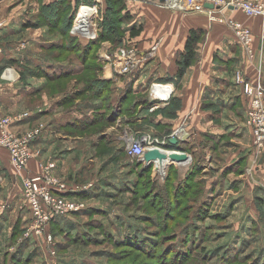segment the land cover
Returning a JSON list of instances; mask_svg holds the SVG:
<instances>
[{
  "label": "rangeland",
  "instance_id": "obj_1",
  "mask_svg": "<svg viewBox=\"0 0 264 264\" xmlns=\"http://www.w3.org/2000/svg\"><path fill=\"white\" fill-rule=\"evenodd\" d=\"M144 1L147 2L148 0H122L125 7L123 10V7H118L117 0H111L113 7L110 10L112 15L109 14V18L112 20H108L106 14L110 0H62V5L58 4L54 8H51V5L45 8L44 0H0V20H6L7 22L2 29H9L13 25L17 26L18 31L12 37L10 43L8 39L0 38V45L3 50L0 54V81L3 83L11 82L14 80V76L18 80V84L21 83L20 86H23L24 92L27 73L32 67L40 71V66L43 65L45 60L50 59L65 66L83 64L84 62H87V64L99 63V65L102 63L104 65V59L100 57L98 61L94 58V54L104 49L107 42L110 44L109 50H117L118 48L128 50L135 45V41L128 37L133 26H142L143 28L144 20L140 14ZM95 4H97L96 9L94 8ZM90 5L93 6V8H90L91 12L86 13L85 6ZM122 11L125 17H123ZM23 13L29 16L26 20V26L30 24L31 28L21 26L23 20H17L19 24H15V20L12 21L14 23L11 22V17L13 19L15 15L21 16ZM90 14L95 15L92 20L94 23L92 25L87 23V28L94 29L95 32L97 30V38L101 36L99 34L106 32L105 37L107 38L102 36V39L93 44L92 49L88 46L89 48L84 50L80 47L88 45L92 40L87 42V40L81 38V35L79 37L76 33H78L77 29L84 25H79L80 16L88 18ZM75 24L77 25L76 28L74 27ZM21 42H26V44L24 47L18 48L17 45ZM89 51L92 55L88 54ZM113 64L116 68V63L113 62ZM116 71L115 77L119 80L129 78L138 72L137 70L132 74L119 73L117 68ZM91 72L89 69L83 70L82 75H79V77L82 76L86 80L90 79L93 77ZM9 73L15 74L9 75ZM79 79H77V75H72L69 78L59 80L58 83L47 84L46 88L52 89V92H56L58 88L68 91ZM34 80L41 81V76L38 74ZM79 85L82 86V84ZM1 89L3 88L1 87ZM91 91L93 89H86L84 91L85 95L77 99L82 101L91 98ZM42 93L43 88L36 95L38 97L34 96L33 99H28L30 100L28 103L39 105L42 100ZM22 95L23 105L9 110L11 112L9 114L15 115L29 111L25 108L27 100L24 99V94ZM129 97L131 103L141 97V92H132ZM70 105L72 104L67 103L66 106L69 107ZM118 124L120 125V122L113 125L115 128L114 133H118L116 131ZM148 126H150L151 132H158V128L154 126V123H149ZM106 127L107 122L103 120L91 129L75 130L67 128L63 135L74 137L79 142L74 144L77 149L72 153H64L65 156L69 155L65 158L64 170L61 171V174L60 172L56 173L60 180L67 185H84L91 181L95 182L93 188L86 191L90 192L89 196L82 197L79 195L77 197L84 202L86 209L92 210V213L85 214L84 211H81L82 213L79 214L72 212L64 215L63 219L60 218L61 226L66 228H69L68 223H75V226L72 225L71 227L73 231L68 234H65L64 231L60 232L58 229H52V231L50 229L48 232L47 229L43 234L32 235L31 233V236H25L24 228L21 236L18 233L19 236L10 247L11 256L18 252L17 249L20 250L19 246H21V242H24L26 247L22 251L20 250L18 254L22 257L30 255V260L25 264H165L164 260L167 259L162 260L164 255L162 249L157 251L151 244H148L147 247L149 248L146 249L133 248L129 245L115 246L111 243L110 238L126 239L128 235H150L154 237L156 231L157 236H163V234H160V226L149 222L150 217L158 218L161 222L159 218L161 210L158 209L157 204H164V201L159 200L156 187L163 186L166 183L171 164L178 166L180 172L185 171L184 173H186L192 162L189 160V165H182L172 161L168 163L163 171L159 170L160 165L156 159L151 160L149 165H144L137 157L128 154L126 149L128 143L133 139H139L144 141L146 147L158 144L163 147L155 148L168 150L162 144L169 145V138L163 139L149 135L144 136V138L125 135L117 137L113 134L108 135L106 139L97 137L96 130L106 129ZM121 133L122 131H119V134ZM93 140L98 143L97 150L91 148L93 145L90 144H94ZM72 145L73 143L63 142V146L72 147ZM109 145H113L115 151L111 152ZM116 148L119 150L117 151ZM149 150V148L146 149V151ZM185 153L189 154L186 151ZM144 166H150V173L144 176L145 180L148 179L157 186H142V184H139L144 181V178L139 177L138 172ZM242 166L240 170L243 172L238 170V175L226 169V179L223 180L224 183L220 188V193L218 196H214L213 199L212 195H210V198L207 197L205 192H201L202 188L205 187V181L210 177L204 175V171V173L197 174V177L192 180L194 191V194L192 192L190 195L192 199H186L187 204L191 205L188 210L190 216H177L170 224L172 225L171 228H179L188 222L187 219L191 218L188 224L180 229L179 238L182 241L191 233L195 242L199 244L207 243L209 250H214L221 243V246H227V242L233 243L236 239L239 241L235 242V244L237 243L236 246L243 245L246 253L251 255L248 259L249 263L246 262L250 264L254 255L261 256L264 260V152L257 159L253 156V160H250L247 164L244 162ZM78 168L81 169V173H79ZM246 179L250 182L246 181V183ZM136 180H138L137 185L135 184ZM171 185L172 183H168V187H171ZM196 190L198 191L195 193ZM16 193L18 194V192ZM168 193L171 194L172 191L169 190ZM205 195L209 198L206 199L207 201L204 198ZM1 196L4 200L5 195L0 193V200ZM153 196H155V199ZM193 196L196 198L194 202ZM20 197L17 195V200L20 201L21 205H24V199L22 201ZM199 201L205 203L201 207L204 216L197 219L195 217L198 215ZM24 218L23 226L25 227L30 223V212L28 210ZM91 220H94L93 222L98 226L92 229L90 227L93 224ZM10 229L11 225L9 224L5 228H1L0 248L7 244ZM23 237L24 240L28 241L20 240ZM74 239H77V241H73ZM185 244L186 242L182 246ZM150 248L155 255L148 253ZM197 256L200 257L197 253L194 258L198 261ZM2 258L0 254V261ZM169 262H172V260L170 259ZM252 262H254V259Z\"/></svg>",
  "mask_w": 264,
  "mask_h": 264
},
{
  "label": "crops",
  "instance_id": "obj_2",
  "mask_svg": "<svg viewBox=\"0 0 264 264\" xmlns=\"http://www.w3.org/2000/svg\"><path fill=\"white\" fill-rule=\"evenodd\" d=\"M56 1L44 0L45 8L49 4L54 8ZM231 13L233 17L250 26L255 34L256 53L252 59L246 54L232 30L224 23L211 21L205 12H184L152 1H144L140 14L144 20L143 28L133 41L135 40V47L140 53L148 52L153 43L160 41L158 50L154 57L144 62L138 72L129 78L119 80L115 77L117 71L113 59L121 49L109 50L110 44L107 42L105 48L99 52L105 62L101 78L110 80L111 85H106L104 91L102 89V94L93 90L97 94L92 93L91 98L82 101L75 97L72 105L67 107L66 93L69 92L70 96L77 95L76 83L69 91L58 88L56 92H52V89L46 86L53 82H49L45 75L39 74L41 81L34 80L39 70L33 67L27 73L24 92L17 78L8 83L0 81V86L3 88L0 98L2 111L9 114L11 113L9 110L21 107L22 94H24V99L27 100L25 108L32 113L30 118L14 124V130L23 132L39 123H44L41 134L32 144L38 152L37 156L21 173L12 165L8 150L0 147V193L5 195V199L2 200L3 196H1L2 201L0 200V229L8 224L13 229L17 220H20L22 226L24 224L28 210L22 184L24 176L38 172L41 170V164L50 160L57 163L56 173L61 174L64 170L65 158L69 156H65L64 153H72L77 149L74 144L79 142L74 137L63 135L65 130L76 129L74 125L77 120L81 121L99 113H110L108 87L111 89L113 101L123 96L129 88H132L133 93L141 92V97L135 99V101L139 100V104L134 119H130L128 115H120L117 119L120 125L116 127L118 133H114L115 128L110 125L102 132V136L113 134L119 137L128 134L136 137L149 135L171 139L173 136L178 137L177 134L184 131L187 133L184 140H182L183 133L178 137L177 143L170 141V144L182 145L186 149L191 156L190 168L194 164L193 154L199 157L205 175L210 177L205 181L207 196H218L223 180L226 179V169L238 175L237 170L243 167V163L247 164L253 160L252 130L248 124L247 112L249 98L245 94L244 85L236 80V74L238 72L243 74L250 84L257 82L259 78L264 82V20L258 16L247 15L240 9H235ZM28 17L26 13L21 16L15 15L13 19L11 17V22L15 20V24H19L17 20H23L21 26L25 27ZM16 27L12 25L9 29L0 30V38L8 39L10 43L15 33H18ZM191 29H203L205 33L197 43L195 60L186 67L183 75L179 76L178 58L186 50ZM82 66V64L65 66L48 59L40 68L50 75L54 73L60 75L62 72L65 73L64 71L72 74L80 73ZM154 82L172 85L173 89L169 91L168 98L151 101L153 97L149 92L147 93V90H150ZM42 88L40 104L30 105L28 99H33ZM153 105L155 108L152 109ZM163 109H168V112L163 113ZM149 123H154L158 132H151ZM118 129L122 131L121 134ZM96 135L99 137L98 134ZM93 141L94 144H90L93 145L91 148L97 150V141ZM63 142L73 145L66 147L63 146ZM87 148L91 151L89 147ZM110 150L115 151L113 145L110 146ZM164 167L159 170L162 171ZM78 170L81 173V169ZM188 170L184 173L185 171L180 172L178 168V180L184 179ZM246 181L250 182L248 179ZM17 195L21 196L20 200L24 199V205L18 202Z\"/></svg>",
  "mask_w": 264,
  "mask_h": 264
},
{
  "label": "built area",
  "instance_id": "obj_3",
  "mask_svg": "<svg viewBox=\"0 0 264 264\" xmlns=\"http://www.w3.org/2000/svg\"><path fill=\"white\" fill-rule=\"evenodd\" d=\"M148 1L184 12H205L211 21L226 24L241 43L249 58H254L256 53L255 34L250 26L233 17L231 12L235 9H240L247 15L258 16L264 20V0ZM207 3L213 4V7H207ZM95 5L97 6V4ZM6 23V20H0V29ZM76 26L75 24L74 27L76 28ZM76 34L81 37L78 33ZM97 37L96 30V33L91 35L85 34L84 38H81L94 40ZM25 44L26 42L18 43L17 47H24ZM159 45L160 41L153 43L150 50L146 53L138 52L135 46H131L128 50L121 49L117 57L113 59L118 72L125 74L136 72L146 60L154 57ZM2 51L0 45V54ZM13 78L16 79L14 76ZM236 80L244 85L245 94L249 98L247 110L248 124L252 130L253 156L257 159L264 152V82L259 78L257 82L250 84L240 72L236 74ZM172 89L173 87L170 83L154 82L149 90L150 95L153 97L151 101L154 102L155 99L164 100L168 98L169 91H172ZM1 92L0 86V98ZM154 105L151 107L152 109L155 108ZM31 116L32 113L30 111L15 115L6 114L2 111L0 102V147L8 150L12 165L19 173L37 156L38 152L33 148L32 144L41 134L44 123H39L37 126L23 132L14 130L13 125ZM183 133L184 131L177 134L178 137L182 136ZM125 136L130 137L128 134ZM131 137L135 136L131 135ZM153 146L163 147L158 144L146 147L143 140L133 139L128 143L126 149L129 155L137 157L144 165H149L151 161L145 158L146 149L152 150ZM41 165V170L34 174H28L23 178L24 196L30 212V223L24 227L25 236H31V233L32 235L43 234L49 228L51 221L56 217L86 209L84 202L80 198H77L79 197L78 194L92 189L95 184L94 181H91L84 185H67L56 175L57 163L55 161L50 160Z\"/></svg>",
  "mask_w": 264,
  "mask_h": 264
},
{
  "label": "trees",
  "instance_id": "obj_4",
  "mask_svg": "<svg viewBox=\"0 0 264 264\" xmlns=\"http://www.w3.org/2000/svg\"><path fill=\"white\" fill-rule=\"evenodd\" d=\"M117 1H118V5H119L118 7H121V8L123 7V10H124L125 7H124L122 0H117ZM57 2H58V0L56 2H54V4L55 3H56V5L61 4L62 0H59L58 3ZM112 7H113V5H112V2L110 0V5L108 6V11L106 14L107 15L106 18L108 20H112L109 18L110 17L109 14L112 15V12L110 13V10L112 9ZM51 8H53V7H51ZM119 10H120V8H119ZM51 11H53V10H51ZM122 15H123V17H125V15L123 14V11H122ZM123 20H125V19H123ZM28 26H31V25L29 24ZM110 29H112V28H110ZM107 31L110 32L109 30H107ZM141 31H142V26L141 27L133 26L130 30V36L128 38L132 39V41H133L134 38H136L137 36L140 35ZM204 33H205V30H203V29H191L190 36H189V38L187 40V44H186V50L178 58L179 74H180L179 76H182L186 67L191 65L192 62L195 60L196 54H197V43L201 39V37ZM106 34H107L106 32L99 34V36L100 35L101 36L99 38H97L96 40L95 39L92 40V42H89L91 40H87V42H89V44L82 46V47L79 46L80 49L81 48L84 50L88 49L89 48L88 46H90V48L92 49L93 44L96 43L99 39H102L103 37H105ZM105 38H107V37H105ZM106 40H108V39H106ZM133 46H135V45H133ZM114 50L115 49H113V51ZM88 54L92 55L91 51H89ZM84 55H87V54H84ZM94 58L98 59V61H99V58H100L99 52L94 54ZM82 65H83L82 66L83 68L81 69V72L77 73V74H72V72L68 73V72L64 71L65 73L62 72V74H60V75H57L56 73L50 75L49 73L42 71V70H40L38 74L45 75L47 80H49V82L51 81L53 83H55V82L58 83L59 80L69 78L72 75L73 76L77 75V79L80 78L79 80L76 81V85H75V88H76L75 91H76L77 95L70 96L69 92H68V93H66L68 95L65 96V98H67V99L63 98L65 100H68L67 101L68 103H73L75 97L82 98L85 95L84 91L86 89L91 88L93 90H97V92L99 94H102V89L106 85H111L110 80L108 81V80L101 78V74H102L101 71L103 68L102 63H101V65H99V63L98 64H96V63H92V64L88 63L87 64V62H84ZM87 69H89V71H92L91 73H92L93 79L90 78V79L86 80V78H82V76L79 77V75H82V71L87 70ZM79 84H82V86ZM86 87H88V88H86ZM110 90L111 89H109V87H108V95L107 96H108V101H110V113L109 114L105 113V112L99 113V114L94 115L93 117L89 116V117L83 118L81 121L77 120L75 122V125H74L76 129H80V130L91 129L92 127L96 126L100 121L102 122L103 120H106L107 126L114 125L115 123H117L118 117L120 115H123V114L128 115L130 119H134V117L136 115L135 110H136L137 105L139 104V100H136V101L134 100L133 102L130 103V97L129 96H130V93L133 92L132 88L127 89L126 93L123 96L119 97L118 99H115V101H113V96L110 94ZM103 91H104V89H103ZM91 92L93 94H97L96 92H93V91H91ZM102 96L104 97L105 95L103 94ZM162 111H163V113H166V112H168V109H163ZM128 123H129V119H128ZM77 124H79L80 126ZM104 130L105 129H100V130H96V132H95L96 134L99 135L100 139H102V138L106 139V137H107V136L101 135ZM168 141H169V145L164 144L165 147L168 148V150L175 149L173 151H176V150L186 151V149L184 147H182V145L170 144V139H168ZM178 152H181V151H178ZM193 161H194V164L191 167V169L189 170V172L186 174L185 178L179 180L178 182H177V180L179 179L178 167L171 164L169 167L168 174H167V181H166L167 184L165 183L163 186L161 185L160 187H156L157 192H158V196H159L158 197L159 200L164 201V204H160V205L157 204L158 209L161 210V212L159 213V218H160L162 223L159 221L158 218H154V217H150L149 222H151V224L152 223L158 224V226H160L159 230H161L160 234H163V236H161V237L159 235L157 236L158 233L156 231V232H154L156 234V236L154 234V237H151L150 235H147V236L146 235H143V236L128 235V237L126 239H124V238L119 239L117 237L115 239V238L111 237L110 238L112 240L111 243H113V245H115V246L129 245L133 248L138 247L140 249L149 248V247H147V245L151 244L155 249H157V251H158V249L163 250L162 254H164V255H163L162 260L167 259V260H164L165 264H167V263H170V264H183L184 263L185 264L188 261L189 262L187 264H244L246 262L249 263L248 259H250L251 255L246 253L245 247L243 245L236 248L237 243L235 244V242L238 241L236 239L233 241V243L230 241L227 242V246H221V244H222L221 243L220 245L216 246V248L214 250H209V247L207 246V243H205V242H203L204 244H202V243L199 244L198 242H195V240L192 238L191 233H190V235H188L187 237H185L181 241V239L179 238L180 229L182 228V226L188 224V222L191 218L187 219L188 222L185 223L184 225H182L181 227H179V228L178 227L177 228L172 227L171 228L172 225L170 224V222L172 220H174L177 216H180V215L190 216L188 210H189L191 205L187 204L186 199H192L190 197V195L192 194V192L194 194L192 180L197 177V174L204 171V167L202 166V164L200 162L201 160L199 159V157L197 155L193 154ZM144 167L142 168V170H140L138 172L139 177L144 178V181L140 182L139 184H142V186H144V185L145 186H147V185L157 186L153 182L148 181V179L145 180L144 176H146L148 173H150V170H149L150 166H147V167L144 166ZM239 171L243 172L242 170H239ZM205 174H206V172H205ZM168 183H172L171 187H168ZM135 184L136 185L138 184V180H136ZM169 190L172 191L171 194L168 193ZM197 191L198 190H196L195 193ZM135 192H136V187H135ZM201 192L202 193L205 192V194L207 195L206 187H204V189L202 188ZM89 193L90 192H81L78 195L85 197V196H89ZM206 195L204 196V198H205V200L206 199L208 200L209 198H207L208 196L206 197ZM214 196L215 195H212V199L214 198ZM153 197L155 199V196H153ZM209 197L211 198L210 195H209ZM194 200L196 201L195 196H193V202H194ZM199 202H200V204L198 203V205H199L198 210L199 211H197L198 215H196V217H195L197 219H200L204 216L203 210L201 207H203L204 205H202V204H205V203L204 202L202 203L201 201H199ZM83 211L85 214L92 213V210H89V209H84V210H82V212ZM82 212L78 211V212H74V213L81 214ZM64 217L65 216H60V217H56L55 219H53L49 225L48 230L51 229V231H52V229L53 230L58 229V230H60V232L64 231L65 234H68L70 231H73L71 229V227H72V225L75 226V223H71V222L68 223L67 226L69 228H66L65 226H61L60 218L63 219ZM91 221L93 222L94 220H91ZM57 226H58V228H57ZM97 226H98V224L93 222V224H91L90 227H92V229H93V227H97ZM3 228H5V226ZM23 231H24V226H22V223L20 222V220H17L15 222V224L13 225V229H10L9 236H8L9 240L7 241V244H4L3 248H0L1 257H3L0 261V264H25L30 260V255H28L26 257H22L18 254V252H20V250L22 251L23 249H25L24 247H26V243H24V242L23 243L21 242V244H20L21 246H19L20 250L17 249L18 252H15V254L12 256L9 255L10 247L14 244V242H15L14 240L17 239L19 234L21 236ZM0 232H1V229H0ZM0 234H2V233H0ZM20 240H24V237L20 238ZM24 241H28V240H24ZM73 241H77V239H74ZM85 241H87V240H85ZM185 242H186V244H185L186 246L185 245L182 246ZM199 249H200V251H199ZM2 250H3V252H2ZM148 253L151 255H155V253L153 252V250H151V248L148 250ZM197 253L200 255L199 258L197 256L198 261L196 260V258H194L195 254L197 255ZM168 259L169 260L171 259L172 262H169ZM251 259L252 260L254 259V262H252V260H251L250 264H264V262H262V260H261L262 259L261 256H257V255L255 256L254 255L253 258H251ZM248 263H246V264H248Z\"/></svg>",
  "mask_w": 264,
  "mask_h": 264
},
{
  "label": "bare ground",
  "instance_id": "obj_5",
  "mask_svg": "<svg viewBox=\"0 0 264 264\" xmlns=\"http://www.w3.org/2000/svg\"><path fill=\"white\" fill-rule=\"evenodd\" d=\"M85 12L89 13L91 12L90 8H93L92 5L90 6H85ZM94 8L96 9V5H94ZM95 16V15H94ZM94 16L92 14L88 15L87 17L84 16H80L79 18V25H83L80 28H78V34L82 36V38H84V35H91L96 33L95 31H93L91 28H87V23L88 24H93L94 22L92 21L94 19ZM80 29V30H79ZM153 151H155V155L151 156L150 160H157L159 163V168L164 167L165 164H167L168 162H172V161H177L179 164L182 165H186L188 164L189 160L191 159L189 154H186L185 152H174L172 150H166V149H161V148H155L153 146ZM165 168V167H164ZM163 171V170H162Z\"/></svg>",
  "mask_w": 264,
  "mask_h": 264
},
{
  "label": "water",
  "instance_id": "obj_6",
  "mask_svg": "<svg viewBox=\"0 0 264 264\" xmlns=\"http://www.w3.org/2000/svg\"><path fill=\"white\" fill-rule=\"evenodd\" d=\"M161 1H164V0H161ZM206 6H207V7H213V4L207 3ZM186 136H187V133L184 134V136L182 137V140H184V139L186 138ZM178 140H179V138H178L177 136H173V137L170 139V141H171L172 143H177ZM173 150H175V149H173ZM179 151H181V152H185V151H182V150H179ZM154 155H155V151H153V149H152V150H149V151L146 152V154H145V158H146L148 161H151V160H150V159H151L150 157H151V156H154Z\"/></svg>",
  "mask_w": 264,
  "mask_h": 264
}]
</instances>
